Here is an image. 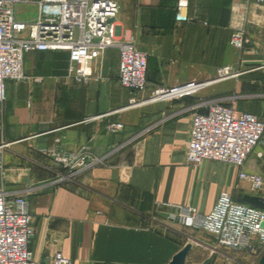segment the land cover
Listing matches in <instances>:
<instances>
[{
  "label": "crops",
  "instance_id": "obj_1",
  "mask_svg": "<svg viewBox=\"0 0 264 264\" xmlns=\"http://www.w3.org/2000/svg\"><path fill=\"white\" fill-rule=\"evenodd\" d=\"M115 1L116 38H135L147 54L145 91L131 93L119 85L113 49L94 65L100 79L84 85L65 80L69 61L63 51L26 53L25 75L42 81L5 84L0 192L27 198L29 249L40 264H49L56 253L73 264H168L189 243L186 264L195 245L208 246L210 237L168 221L170 206L194 207L205 215L222 192L235 201L241 194L234 190L237 168L208 160L191 166L185 160L191 118L202 100L232 101L243 111L234 104L248 96L232 92L236 83L216 82L172 101L151 98L157 88L212 80L224 65L264 67V3L190 0L191 21L177 25L176 0ZM238 30L248 41L244 50L230 44ZM132 98L136 103L130 105ZM114 123L122 129L109 131ZM58 138L62 151H84L99 161L59 181L61 169L47 155ZM262 160L264 149L256 147L243 171L264 177L256 167Z\"/></svg>",
  "mask_w": 264,
  "mask_h": 264
},
{
  "label": "built area",
  "instance_id": "obj_2",
  "mask_svg": "<svg viewBox=\"0 0 264 264\" xmlns=\"http://www.w3.org/2000/svg\"><path fill=\"white\" fill-rule=\"evenodd\" d=\"M257 4L264 0H249ZM18 4L36 7L33 20L15 17ZM190 0H176L174 22L182 25L191 21L188 15ZM119 11L115 0H0V106L5 101V84L12 82H41V78L25 75L23 60L26 53L63 51L68 54L65 80L84 85L100 76L94 65L106 50L118 54V83L131 93L147 87V54L138 48L135 38L117 39L114 20ZM230 44L243 50L248 44L242 31H236ZM229 65L216 70L212 80L190 81L170 88H157L152 100L172 101L193 96L204 87L239 75ZM233 99V98H232ZM231 99V100H232ZM136 99L130 100V105ZM232 101L202 100L200 110L193 113L185 160L196 166L204 160L228 164L238 169L234 190L241 194L264 198V177L243 171L248 156L256 147L264 149V120L237 111ZM109 131L122 129L121 123L108 126ZM60 139L47 151L48 157L61 169L59 181L72 180L88 170L98 159L84 152H64ZM0 144V171L3 170ZM258 158L262 153L258 152ZM174 212L167 220L185 229L200 231L213 239L217 248L229 252L259 256L264 252V210L236 202L232 195L222 192L214 208L205 215L190 206H170ZM32 236V217L24 196H8L0 192V264H40L34 261L29 249ZM49 264H73L56 253Z\"/></svg>",
  "mask_w": 264,
  "mask_h": 264
},
{
  "label": "rangeland",
  "instance_id": "obj_3",
  "mask_svg": "<svg viewBox=\"0 0 264 264\" xmlns=\"http://www.w3.org/2000/svg\"><path fill=\"white\" fill-rule=\"evenodd\" d=\"M35 16V6L23 4L16 5V19L30 21L33 20ZM248 51L250 52L251 50L249 49ZM262 68H257V66H255V68L247 70H238L240 72L239 75L230 79L237 84H235V88L232 89V92L234 91L235 93L248 96L234 104L238 110L247 111L256 115H264V71H262L264 69ZM253 95L257 96L255 97ZM256 167L259 172H264V160L257 162ZM200 236L204 240L207 239V236L204 234H200ZM208 244V246L199 243L195 245V255H193V258L191 257L192 259L186 264H258L259 256L225 251L217 248L213 239L210 238Z\"/></svg>",
  "mask_w": 264,
  "mask_h": 264
},
{
  "label": "water",
  "instance_id": "obj_4",
  "mask_svg": "<svg viewBox=\"0 0 264 264\" xmlns=\"http://www.w3.org/2000/svg\"><path fill=\"white\" fill-rule=\"evenodd\" d=\"M236 202L264 210V198L259 196L240 194L238 198H236ZM190 250L191 244L188 243L172 257L168 264H185ZM258 264H264V252L259 258Z\"/></svg>",
  "mask_w": 264,
  "mask_h": 264
}]
</instances>
